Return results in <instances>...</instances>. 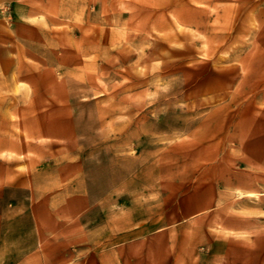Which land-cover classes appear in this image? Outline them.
I'll return each mask as SVG.
<instances>
[{"label": "rangeland", "instance_id": "rangeland-1", "mask_svg": "<svg viewBox=\"0 0 264 264\" xmlns=\"http://www.w3.org/2000/svg\"><path fill=\"white\" fill-rule=\"evenodd\" d=\"M0 264H264V0H0Z\"/></svg>", "mask_w": 264, "mask_h": 264}, {"label": "bare ground", "instance_id": "bare-ground-1", "mask_svg": "<svg viewBox=\"0 0 264 264\" xmlns=\"http://www.w3.org/2000/svg\"><path fill=\"white\" fill-rule=\"evenodd\" d=\"M116 143V142H115ZM234 184V183H233Z\"/></svg>", "mask_w": 264, "mask_h": 264}]
</instances>
